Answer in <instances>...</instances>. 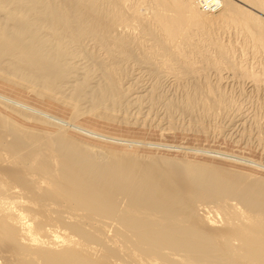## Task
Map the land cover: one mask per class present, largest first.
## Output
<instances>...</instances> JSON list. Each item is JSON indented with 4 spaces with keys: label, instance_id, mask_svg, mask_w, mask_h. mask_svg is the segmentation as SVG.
<instances>
[{
    "label": "bare ground",
    "instance_id": "bare-ground-1",
    "mask_svg": "<svg viewBox=\"0 0 264 264\" xmlns=\"http://www.w3.org/2000/svg\"><path fill=\"white\" fill-rule=\"evenodd\" d=\"M219 24L234 26L264 51V0H0V67L5 54L17 58L11 63L17 81L34 86L8 84L18 94L32 92L34 101L60 100L54 95L80 68L84 80L75 83L71 99L62 100L65 106L77 111L87 96L89 113L103 108L115 115L135 107L141 114L145 105L153 112L162 96L158 80L146 87L137 76L129 83L133 75L124 59L151 62L164 53L165 64L181 59L194 71L200 50L194 35ZM90 39L96 50H89ZM216 46L226 59L229 46ZM76 56L87 63L69 61ZM200 57L220 63L219 56ZM239 67L264 82L259 72ZM195 90L184 101L162 96L166 112L208 114L229 106L211 82ZM11 95L0 92V264H264V178L187 159L143 162L110 152L111 158L100 159L103 151L99 158L95 146L64 132L118 144L137 141L86 128ZM39 122L59 132L38 131ZM197 149L215 160L259 167L247 157Z\"/></svg>",
    "mask_w": 264,
    "mask_h": 264
},
{
    "label": "rangeland",
    "instance_id": "rangeland-1",
    "mask_svg": "<svg viewBox=\"0 0 264 264\" xmlns=\"http://www.w3.org/2000/svg\"><path fill=\"white\" fill-rule=\"evenodd\" d=\"M145 3L143 4L145 8L151 7L149 1ZM148 11L149 10L144 11V14L147 15ZM126 29H127L126 33H128L129 35L130 34L139 35L138 34L139 31L135 30L134 28H131L132 30L130 28H126ZM194 36L195 39L193 38L194 41L193 46H196V48L198 47L200 49V50L197 49L200 51V55L208 56V57L211 56L212 58L213 57L217 58L219 56L218 60L220 61L218 62H220L221 64L218 63L212 65L209 64L208 62L206 63V60L204 61V59L200 57L199 51L198 53L196 52L194 53V57L196 60L195 62L196 64L194 63L196 69L194 71L188 66V63H186L185 61H180L181 59H178L176 61H179L180 64L181 62L185 63L187 67L183 65V63L181 65L177 64L176 61L175 62L173 61L174 65L173 63L165 64L163 62V60L165 59L164 53H160L162 54V56L159 55L160 58L159 57L157 58L158 55H155L154 57L156 58L153 59L151 58L152 59V60L150 59L151 62L148 60H146L145 62V60L143 61V59H139V58L137 59V57L129 58V59L127 58L126 60L124 59L125 62L123 61L122 64L127 69V72L130 71L129 75L134 76L136 74L134 78L133 76L132 77L130 76L129 78L128 77L129 75H126L127 78H129L127 79V81L130 83V81L132 82L134 79H135L134 81H136L137 76L138 78L139 76H142L143 79L145 78L144 79L145 86L148 87L151 84L153 85L154 83H156V81L158 80L157 82L160 84V85L158 84V87L159 86L160 87L159 90L157 91H159V93H161L163 97L166 96L165 98H167V100L173 98V100L176 101L178 100L184 101V98L187 97V93L188 95H190L192 94V92L194 93V91H196L195 89L202 87L203 84H205L206 82H211V84L216 86L219 89V91L223 93V95H225L227 102L229 104V106L226 108V111L225 109H223V111H218L216 113H208V114L205 113L203 114L201 112L200 113L198 112L195 113L194 115L191 113L182 114V112L175 109V111L173 110L174 112L173 111L170 112L171 114L168 112L170 114L169 115L166 112L168 110L164 106V100L162 99L161 96V100L158 104L161 105L160 106L155 105V107H158L156 109L155 107H153V110L155 111V112L153 111L154 113L150 111L152 108L151 107L149 108V106L147 105L144 106L145 108H142L143 113L141 114L139 113V111H137L138 108L135 107L122 108L117 112H113L116 113L115 115L110 114V112L105 113L103 108H102L103 110L100 108L96 110V112L92 110L89 113V110L92 109L89 106L92 103L91 102L92 100H90L91 97L90 95H88V97H90L89 99L87 98V96H83L80 102L81 105L79 104L80 106L79 105L76 106L77 107L76 109H78L77 111L79 112L81 109L80 113L82 112V114L79 113L78 116L77 114H75L77 111L75 110L74 106L73 105L70 106V104H68L70 106L68 107L67 103H65L66 104L65 106L63 104L64 103L63 101H66V99H71L70 95L71 93H73L72 89L75 87V85L78 84L79 81L84 80L83 78L84 73H82V70H80V68L78 70L81 71L80 72L81 74H79L77 71L76 74L75 71H73L74 73L72 72L74 75L77 76L78 74L80 76L77 77L71 76V80L67 84L63 83L64 86L62 88L63 89L62 93L63 94L65 93L66 97L69 98H66L65 95L63 96L61 91L58 92L59 94L57 93V95H54L59 99L61 98L60 99L61 102L60 100H53V99L49 100L48 98L50 97H45V98L42 97L43 98L42 99L41 96L39 95L36 96L37 94L34 93V95L36 94L35 95L36 98L37 97L41 98V99L37 98V101L36 100L34 101V99L32 100L29 97L32 92L21 95L14 91L13 88L15 84L11 86L8 84V83H12L11 81L15 82L14 80H16V82H19L21 84L23 83L22 85H26L29 83V81H27L26 84L25 82L17 81L15 76L17 74L14 73L12 64H16L18 59L8 54H5V56L3 57L4 58L3 63H5L2 64L3 69L0 67L1 68L0 92L5 93L7 95L12 94L11 96L18 98L20 97L25 100L27 99L30 102L32 101L35 103V104L32 103L33 105L40 106V107L37 106L38 108L44 109L57 116L74 121L75 123L85 126L86 128L94 129L113 137H119L123 139H130L137 141V143H135L137 145H135L134 143L131 145L118 144L104 140L101 141L97 139L95 140L86 139V137L81 136V134H78V132L74 130H66L64 132V134L65 135L67 134L66 136L71 140L84 142V143L86 142L92 144L93 147L95 146L96 148L95 147L94 148L97 149L95 151L96 155L99 158L100 156H102L100 159L105 158L104 154H107L108 157V152H110L111 154L118 153L117 155L120 154V156L125 155L124 157L133 158L135 160L139 158L140 161L142 160L143 162L144 160L145 162H150L154 160L159 161L162 158H177L181 160L187 159V161L191 163L201 162L202 164L207 166L209 165L221 166L223 167V169H235L245 173L254 174V176L256 175V177L259 178H264V82L261 81L259 83L258 82L256 83V81L253 80L250 76L248 75L246 76L245 73L243 74V71L241 70L240 67L239 69L242 72L238 69V66H241L242 64L243 68L249 70L251 69L256 73L259 72L258 74L264 75V51L256 50L257 48L254 47L253 41L245 37L244 33L239 31L232 25L214 26L208 32L207 31L206 32L204 31L203 33L199 32L197 35ZM146 40L148 41L146 43L153 42L149 38H147ZM216 41L229 46L230 52L228 53L229 55H227L228 57H226V59L224 57L222 58L217 52ZM94 45L96 44H94L93 40L91 39L88 40L87 46L89 50L95 49L96 46L94 47ZM202 51L203 54L205 55L202 54ZM69 59H70L69 61L72 62L76 60L77 61L80 60L81 61L79 62L80 64L78 63L77 64L80 65L81 67L87 63V62L85 63V58L83 57L81 58L80 56L79 57L76 56L75 58L71 57ZM228 61H230L232 64L236 63L237 65L231 66L232 64H230V62ZM8 63H10L9 64L10 66L8 65ZM73 64L75 65L76 63ZM196 65L199 67H197ZM181 66L183 67V69ZM188 67L189 69H191L190 71L188 70ZM181 70H187V71L181 72ZM13 75L15 76L14 79H13ZM126 76L124 78V81L126 80ZM142 78L140 77V79ZM29 84L30 85L32 84V86H34L33 83H29ZM35 88L39 89V87H35ZM147 110L152 113H149ZM98 115H100V117ZM117 116L119 117V119L117 118ZM38 124H39L37 127L38 129L35 127L38 131L39 130L42 132L46 131L54 134L59 132L56 126H52L41 122H39ZM164 128H166V130H163ZM147 142L170 144L174 146V147L172 146L174 150L172 149V147H170L172 149L171 150V149H165L161 146L158 147L157 145H151L153 146L151 147ZM197 148L221 150L238 156L247 157L256 162H259L258 163L259 167L252 166L253 167L252 168L251 166L250 167L248 166L244 168L235 165V163L232 162H226L224 160L222 161L215 160L211 157L209 158L208 155L201 154L203 153V151L200 152ZM102 151L103 154L101 153ZM108 158H111V156ZM105 159L107 160V158Z\"/></svg>",
    "mask_w": 264,
    "mask_h": 264
}]
</instances>
